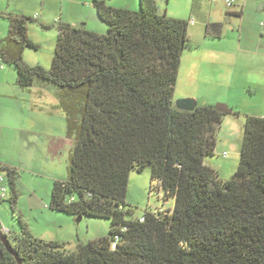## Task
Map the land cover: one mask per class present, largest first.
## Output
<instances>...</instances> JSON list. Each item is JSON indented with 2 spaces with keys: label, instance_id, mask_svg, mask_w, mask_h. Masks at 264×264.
Listing matches in <instances>:
<instances>
[{
  "label": "trees",
  "instance_id": "16d2710c",
  "mask_svg": "<svg viewBox=\"0 0 264 264\" xmlns=\"http://www.w3.org/2000/svg\"><path fill=\"white\" fill-rule=\"evenodd\" d=\"M139 1L133 12L94 0L104 34L59 25L47 70L22 59L24 48L37 49L27 37L30 19L8 18L0 60L13 66L19 87L42 81L57 89L72 143L67 179L54 182L49 209L105 219L110 228L73 250L24 226L7 239L21 264H264V114L245 117L238 166L222 181L206 157L224 113L173 102L188 23ZM205 34L218 38L220 25ZM144 167L172 208L146 211L139 223L127 218L125 197L129 174ZM0 264H16L1 241Z\"/></svg>",
  "mask_w": 264,
  "mask_h": 264
},
{
  "label": "crops",
  "instance_id": "0c3cea01",
  "mask_svg": "<svg viewBox=\"0 0 264 264\" xmlns=\"http://www.w3.org/2000/svg\"><path fill=\"white\" fill-rule=\"evenodd\" d=\"M13 1L15 0H7L4 5L3 0H0V41L8 34L9 17L39 19L37 14L30 16L18 10L7 13L8 9L11 10ZM93 1L39 0L37 7L44 17L46 14H54L57 10L60 15H65L66 10L72 13L78 10V15L74 19L66 18L68 22L63 21L60 25L104 34L107 26L99 19ZM104 1L106 6L113 9L136 12L140 8L139 0ZM153 1L158 13L188 23L186 30L188 48L182 52L176 78L177 83L181 82L189 88V92L184 97L191 98L196 103L200 101L205 105L222 103L231 111L224 114L227 116L238 114L236 116L262 117L264 114V0H234L230 8L226 7L224 0L213 3L201 0H158V7L157 0ZM211 24L220 25L218 38L206 36V27ZM40 26L50 28L43 17ZM26 49L22 51L24 63L30 67L45 68V62L34 60L31 57L32 53ZM4 65L6 64L0 60V140H4L5 129H34L37 111L43 114L51 113L44 108L45 106L64 114L60 107L57 89H54L55 99L51 101L41 91V88L48 87L42 81H35L32 86L21 88L17 84L14 69L6 68ZM18 97L26 103L20 107L21 110L14 106ZM39 99L43 101L41 107L35 105ZM63 146L71 149L72 143L63 140L62 144H54L50 149L57 151Z\"/></svg>",
  "mask_w": 264,
  "mask_h": 264
},
{
  "label": "rangeland",
  "instance_id": "374dc122",
  "mask_svg": "<svg viewBox=\"0 0 264 264\" xmlns=\"http://www.w3.org/2000/svg\"><path fill=\"white\" fill-rule=\"evenodd\" d=\"M3 3L6 5L7 0H3ZM38 3L39 0H15L11 5V10L8 9L6 12L12 13L18 10L26 15L37 14L39 16V19L31 18L27 23L28 38L37 44L38 49L27 48L26 51L32 53L31 57L34 60L45 62V68L41 67L47 70L50 68L53 58L57 27L63 21L68 22L66 18L74 19L78 15V10L74 13L66 10L65 15H60L61 13L57 10L54 14H46L44 17L37 7ZM42 17L45 18V22L50 28L40 26ZM4 66L14 69L8 64ZM45 85L49 88H41V91L48 96L49 100H54L55 87L49 84ZM188 92L189 88L185 84L176 82L173 102L186 99L184 96ZM20 94L22 93L20 92ZM25 95H27L26 92ZM14 103V106L19 109L26 104L21 97H18ZM42 103V99H39L35 105L41 107ZM203 104L198 101L196 106L215 107L222 103ZM44 108L51 113L43 114L37 111L34 129H5L4 140H0V177L3 178V185L6 189L5 199H0V230L6 235L15 236L24 226L36 238L56 242L73 250L78 244H85L108 236L110 222L87 216H82L81 220L77 222V216L49 209L54 182L67 179L70 147L63 146L57 151L50 149L54 144H62L63 140L69 139L66 137L64 114L48 106ZM236 115L238 114L222 117L220 128L215 136L214 154L206 157V163L217 172L222 181L231 178L239 163L245 116ZM223 153H226V157L222 156ZM8 170L13 172L12 177ZM10 182L15 185L17 195L15 204L11 202ZM125 203V210L129 209L132 212V216L127 218L132 217L133 219L142 216L146 211L164 213L172 208V200L165 199L157 182L151 181V172L148 167H144L141 171L134 169L129 174Z\"/></svg>",
  "mask_w": 264,
  "mask_h": 264
},
{
  "label": "water",
  "instance_id": "95a60500",
  "mask_svg": "<svg viewBox=\"0 0 264 264\" xmlns=\"http://www.w3.org/2000/svg\"><path fill=\"white\" fill-rule=\"evenodd\" d=\"M174 106L178 109V110H182V111H193L196 107V102L191 99V98H186V99H179L177 101H175ZM215 110L219 113H230V109H228L226 106L222 105V104H217L215 106ZM82 216H78L77 217V222L81 220ZM0 241L2 242V244L4 245L6 251L12 255V257L14 258L16 264H21L20 258L18 256V254L14 251L13 247L11 246L9 240L7 239L6 234L0 230Z\"/></svg>",
  "mask_w": 264,
  "mask_h": 264
},
{
  "label": "built area",
  "instance_id": "2783aa9c",
  "mask_svg": "<svg viewBox=\"0 0 264 264\" xmlns=\"http://www.w3.org/2000/svg\"><path fill=\"white\" fill-rule=\"evenodd\" d=\"M201 1L213 3V2H216L217 0H201ZM224 3L226 5V7L230 8V7L233 6L234 0H224ZM222 156L226 157V153H223ZM5 197H6V189H5L4 185H3V178L0 177V199H5ZM151 212L156 213L154 211H151ZM160 213H161V211L158 212V214H160ZM144 220L145 219H144L143 216L138 217V222L139 223H143Z\"/></svg>",
  "mask_w": 264,
  "mask_h": 264
}]
</instances>
